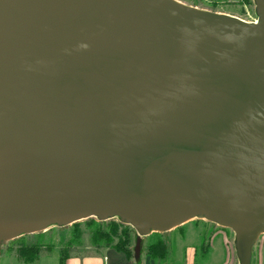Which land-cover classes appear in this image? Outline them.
<instances>
[{
	"label": "water",
	"instance_id": "1",
	"mask_svg": "<svg viewBox=\"0 0 264 264\" xmlns=\"http://www.w3.org/2000/svg\"><path fill=\"white\" fill-rule=\"evenodd\" d=\"M257 20L177 0H0V242L88 218L264 235ZM139 243L136 246V256Z\"/></svg>",
	"mask_w": 264,
	"mask_h": 264
},
{
	"label": "rangeland",
	"instance_id": "2",
	"mask_svg": "<svg viewBox=\"0 0 264 264\" xmlns=\"http://www.w3.org/2000/svg\"><path fill=\"white\" fill-rule=\"evenodd\" d=\"M177 1L195 9L233 16L246 22L257 20L254 0ZM214 227L228 231L235 251V235L232 230L205 219L195 218L170 231L160 233L166 242L168 252L163 259H151L146 254L148 236H139L131 226L120 222L117 218L103 221L88 218L70 225L52 226L40 232L3 240L0 242V264H59L61 256L95 254L106 248L105 244H110L111 248H115L127 233L130 235L129 250L132 257L137 258L136 246L139 243L137 259H140L141 264H179L182 261L185 245L197 242L196 235L199 234L201 242L197 246V264H203V259L208 255V234L205 233ZM261 239H264V235L260 236L256 244ZM31 248L39 251L37 259L32 263H26L21 254L27 253ZM220 261L221 253L216 249L212 254L211 263L217 264ZM236 264H238V259Z\"/></svg>",
	"mask_w": 264,
	"mask_h": 264
},
{
	"label": "crops",
	"instance_id": "3",
	"mask_svg": "<svg viewBox=\"0 0 264 264\" xmlns=\"http://www.w3.org/2000/svg\"><path fill=\"white\" fill-rule=\"evenodd\" d=\"M208 234V255L203 264L211 263L212 254L216 249L221 253V261L217 264H236L237 257L227 230L214 227ZM197 242L185 245L182 261L179 264H197V246L201 242L199 234ZM252 251L251 264H264V239L259 240ZM138 258V257H137ZM128 257L124 252L106 247L101 252L85 256H69L64 264H141L140 259Z\"/></svg>",
	"mask_w": 264,
	"mask_h": 264
},
{
	"label": "trees",
	"instance_id": "4",
	"mask_svg": "<svg viewBox=\"0 0 264 264\" xmlns=\"http://www.w3.org/2000/svg\"><path fill=\"white\" fill-rule=\"evenodd\" d=\"M149 238V243L146 249V254L151 258V259H163L164 256L166 255L167 248H166V242L164 239H162V234L160 233H152L151 235L148 236ZM129 245H130V235L129 233L125 234L124 237L120 239V241L116 244L115 250L124 252L128 257H132L130 254L129 250ZM106 247H110V244H105ZM32 249V248H31ZM27 251L25 254H21V257L24 262L26 263H32L37 259V254L38 250L32 249V250ZM67 256H61L59 257V264H64Z\"/></svg>",
	"mask_w": 264,
	"mask_h": 264
}]
</instances>
